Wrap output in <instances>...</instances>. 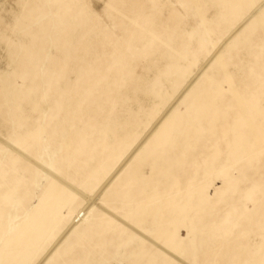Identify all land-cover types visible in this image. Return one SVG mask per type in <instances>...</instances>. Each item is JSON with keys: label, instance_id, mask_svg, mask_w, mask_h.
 <instances>
[{"label": "rangeland", "instance_id": "1", "mask_svg": "<svg viewBox=\"0 0 264 264\" xmlns=\"http://www.w3.org/2000/svg\"><path fill=\"white\" fill-rule=\"evenodd\" d=\"M0 264H264V0H0Z\"/></svg>", "mask_w": 264, "mask_h": 264}]
</instances>
